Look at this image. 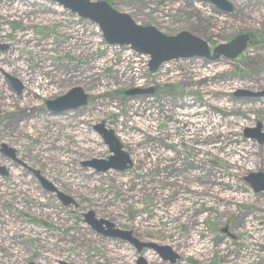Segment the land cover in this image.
<instances>
[{
  "label": "rangeland",
  "instance_id": "obj_1",
  "mask_svg": "<svg viewBox=\"0 0 264 264\" xmlns=\"http://www.w3.org/2000/svg\"><path fill=\"white\" fill-rule=\"evenodd\" d=\"M91 1H106L135 24L166 36L188 32L210 48L244 33L253 36V43L233 61L179 59L152 74L148 57L128 47L109 46L95 24L57 4L0 0V144L13 149L22 164L0 154V169H8L6 176L0 174V264H138L140 259L169 264L152 250L138 252L128 241L110 236L114 232L168 247L179 257L175 264H264V192L255 193L244 181L252 174L264 176V143L244 138L257 124L264 133V97L238 96L264 91V0H226L233 6L229 14L195 0ZM18 5L30 11L10 7ZM3 10H9L7 16ZM76 31L79 37L73 35ZM15 35L31 40L19 44ZM12 54L21 58L18 63L29 74L41 63L49 66L50 73H35L51 87L47 96L28 95ZM74 88L88 96L86 106L52 116L45 103ZM134 89L152 92L124 96ZM187 102L207 113L208 122L221 121L219 129L228 125L229 135L184 140L186 126L175 112ZM134 119L148 127H138ZM101 124L130 158L128 170L96 173L84 166L110 156L95 129ZM231 142L251 152L238 170L230 169L220 151L213 149L212 155L200 150L211 145L225 149ZM188 173L198 177L188 181ZM202 175L233 182L219 189L239 200L218 202L209 193L218 184L202 181ZM39 177L73 204L64 206L56 192L39 185ZM197 188H205L206 194L197 196ZM177 194L195 201L185 200L190 207L171 215ZM190 208L194 213L188 217ZM89 212L111 228L86 224L83 216ZM249 224L263 230L252 232ZM191 237L198 241L199 253L189 245ZM110 249L127 257L115 260Z\"/></svg>",
  "mask_w": 264,
  "mask_h": 264
},
{
  "label": "water",
  "instance_id": "obj_2",
  "mask_svg": "<svg viewBox=\"0 0 264 264\" xmlns=\"http://www.w3.org/2000/svg\"><path fill=\"white\" fill-rule=\"evenodd\" d=\"M57 4L64 10L77 15L79 18L88 20L95 24L101 32L102 38L110 46L128 47L136 54L148 57V68L151 73L165 63L179 59H205L214 62L219 58L234 60L241 55L247 46L251 44V35L242 34L236 36L227 44H220L210 50L207 43L191 35L188 32H180L174 36H166L153 27L139 26L125 14L114 10L106 1L90 0H46ZM212 5L223 14H229L233 11V6L226 0H195ZM5 48V47H3ZM15 84L17 90L20 87ZM151 91L130 90L124 93L126 97H134ZM238 96L248 98H262L264 91L251 93L239 92ZM87 95L80 88H74L62 97L46 103V108L53 115L66 111L76 110L87 104ZM101 136L104 145L107 146L110 156L106 160H93L84 166L95 170L96 173H105L110 170L124 172L131 166L128 155L122 150V146L117 141L113 132L104 129L103 124L96 128ZM249 133H254L251 135ZM244 138L256 139L259 144L264 143V133L260 134V124H257L255 131L245 132ZM3 148L6 149L4 146ZM13 153L12 150H8ZM12 157V155H11ZM38 177V175L36 174ZM44 189L50 192H56L50 184L40 179ZM255 193L264 192L263 174H252L244 179ZM57 193L64 206L73 204L72 200L62 194ZM84 222L92 227L105 225L111 228V225L104 221H96L91 212L83 216ZM112 237L126 240L133 244L138 252L142 249H151L155 251L164 262L175 264L179 259L178 255L172 253L168 247H160L155 244L138 243L131 238L130 233L114 232ZM142 260H139L141 264Z\"/></svg>",
  "mask_w": 264,
  "mask_h": 264
},
{
  "label": "bare ground",
  "instance_id": "obj_3",
  "mask_svg": "<svg viewBox=\"0 0 264 264\" xmlns=\"http://www.w3.org/2000/svg\"><path fill=\"white\" fill-rule=\"evenodd\" d=\"M23 6L24 5L10 6V7H12V10H16L19 12L27 13L30 11L29 9L23 8ZM7 12H9V10H7V11L3 10V11H1V14L7 16ZM6 33H7L6 30L2 31L3 36H5ZM24 35H20V36L15 35L16 36L15 41L19 42V44H21V42H28L31 40L30 36L26 37ZM73 35L75 37H79L80 33H78L76 31V33ZM31 50H32V52H34V49H31ZM10 59L13 62L12 63L14 65L13 68L18 70L20 79H22V81L27 83V86L30 89L28 95H32L33 97H42V95L47 96L51 92V87L49 86V84L46 81L39 79L38 75H35V73L37 71H38V73L39 72H43V73L49 72L50 73L51 70H50L48 65L41 63V65L39 67H37V69L35 71H33L32 73L29 74L28 72H26L25 67L22 66L21 63H18L21 61V58H19V56L12 54V57ZM117 74L123 75L119 69L117 71ZM39 90H43L44 94H41L39 92ZM139 112H140V110L135 107L134 108V115H136V114L138 115ZM31 113H35L34 108L32 109ZM175 113H176V119L179 120L180 122L185 123L186 127H184V130H183L184 133L182 135L184 137L183 139L186 141L195 140L198 136H201V138H203L202 140H204L206 138H208V139L217 138L219 135L227 137L230 133L228 125H227L226 129H219V127L221 126V121L211 118V120H209V122H208L207 117L205 115L207 113H205L203 110L196 111L194 109V105L190 104L189 102L185 103V107L179 111H176ZM197 115L199 117H202L203 119H200V120L196 119L195 120V118H194V120H193V117L197 116ZM146 118H147V116L144 117L145 121L147 120ZM137 121H138L137 119H134L133 123L136 124L138 127L141 128L144 125H145V127H148V125L145 123V121H143L141 123H138ZM227 123L233 124L230 120ZM207 127H210L209 130H205ZM207 132H210V133L207 134ZM132 142L137 143V141L135 139H132ZM213 149L220 151V153L223 154L221 156L222 157L221 159L224 160L229 165L230 169H235V170H238V169L243 167V164L245 162L244 160H248L249 154L251 153L250 151L243 149L241 146H238V144H236L234 142H231L230 145L227 146V148H225V149L222 146L220 147V145H218V146L211 145L209 147H205V148L200 149V150L207 151V153H211L212 155H214V153H216V151ZM200 150H199V152H201ZM195 153H198V152L195 151ZM62 161H64V160H62ZM3 167L8 171L7 167H5L4 165H3ZM197 177H198V175H196L194 173L193 174L188 173V175H186V177H184V178H187L188 181L190 179V181H191L192 179L197 178ZM200 178L203 179L202 181L208 182V184H215V185L218 184L217 188H213V189L209 188L210 189L209 193H211L212 195H215L214 198L217 199L218 202L224 203L225 205H229L230 201L234 202L235 200H239L236 196L232 195V192H229L228 194H223L222 190L219 189L222 186L223 187L232 186L233 182H231L230 180L214 179L211 181L210 180L211 176H209V175L208 176L202 175V176H200ZM214 178H218V177L214 176ZM208 184H207V186H208ZM230 188L233 189L232 187H230ZM230 188L228 190H230ZM194 193L197 194V196H200V195H203L204 193L206 194V189L205 188H197L194 190ZM35 200L39 202L38 199L35 198ZM185 200L189 201L190 203H193L195 201L194 198L188 199V198H184L180 194H177V196L174 200V209H172V211H170L169 213L172 215V212H173L175 215L181 211H184L188 207H190V204L189 205L186 204ZM204 205L207 207H213L212 205L208 204L207 202H204ZM190 209L191 210H189L188 217L192 216V214L194 213V210L192 208H190ZM195 209H198V208H195ZM8 226H10V225H8ZM249 227L252 228V232H257L258 230L259 231L263 230L262 227L259 228L256 225H250L249 224ZM10 230L12 232L13 227H10ZM7 237H10V236H7ZM257 238L258 237H256L255 239H257ZM4 239H6V238L4 237ZM189 242H190L189 245H191V247L194 249V251H195V249H198L196 247L198 241L195 238L191 237ZM1 244L4 245L2 241H1ZM200 249H202V248H200ZM195 252H197V251H195ZM197 253H199V252H197ZM109 254H112L115 260H119V258L125 259L127 257L124 253H122V251L119 252V251H116L113 249H110ZM147 259L151 260L152 258L146 257V260ZM115 264H119V263L115 262Z\"/></svg>",
  "mask_w": 264,
  "mask_h": 264
},
{
  "label": "flooded vegetation",
  "instance_id": "obj_4",
  "mask_svg": "<svg viewBox=\"0 0 264 264\" xmlns=\"http://www.w3.org/2000/svg\"><path fill=\"white\" fill-rule=\"evenodd\" d=\"M2 119H3V117H2V115L0 114V123L2 122ZM3 147H4V145H3V144H0V154H1L4 158H8L10 161L14 162L15 164H18V165H21V166H22V164H20V163H18V162L16 161V158H15V156H14V155H15V151H14L13 149L7 147V146H5L6 149L3 148ZM8 150H12L13 153L11 154V152H9ZM11 155H12V157H11ZM26 170H27V173H28L29 175H32V176H33L31 170H29V169H26ZM7 172H8V171H7L3 166H1L0 174H3L4 176H6V175L8 174ZM39 178H40V177H39ZM39 178H37V179L39 180ZM39 181H40V180H39ZM39 185L44 189V187H43V185H42L41 182H39ZM44 190H45V189H44ZM225 232H226V231H225ZM143 264H145V262H143Z\"/></svg>",
  "mask_w": 264,
  "mask_h": 264
}]
</instances>
